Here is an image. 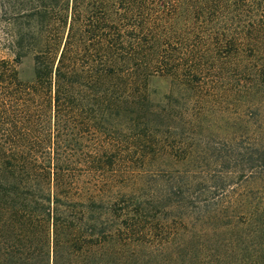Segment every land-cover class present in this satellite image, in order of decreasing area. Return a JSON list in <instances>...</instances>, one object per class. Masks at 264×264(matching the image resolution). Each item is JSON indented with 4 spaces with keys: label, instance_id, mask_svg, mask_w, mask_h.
Returning <instances> with one entry per match:
<instances>
[{
    "label": "trees",
    "instance_id": "1",
    "mask_svg": "<svg viewBox=\"0 0 264 264\" xmlns=\"http://www.w3.org/2000/svg\"><path fill=\"white\" fill-rule=\"evenodd\" d=\"M0 21V264H264V146L217 162L262 182L232 214L227 181L152 171L171 120L147 89L263 92L264 0H0Z\"/></svg>",
    "mask_w": 264,
    "mask_h": 264
},
{
    "label": "rangeland",
    "instance_id": "2",
    "mask_svg": "<svg viewBox=\"0 0 264 264\" xmlns=\"http://www.w3.org/2000/svg\"><path fill=\"white\" fill-rule=\"evenodd\" d=\"M7 28V24L0 21V57L12 59L7 42ZM17 68L22 79H30L33 73L32 57L22 58ZM147 89L151 106L156 110L163 106L169 108L171 120L167 131L170 132V148L153 159L152 171L155 172L157 166H161L162 173L159 175L167 177L168 173L175 169L182 172L186 169L188 175L195 176L194 180H201L202 176L209 179L206 183L208 187L220 179L227 181L226 184H230V187L234 186L230 191L236 189L235 200L229 199L231 213L241 212L243 205L240 202V194L249 190L257 192L256 189L262 182L251 176L246 178L236 171L225 175L224 170H228L225 168L226 164L219 167L217 162L223 159L226 163L227 156L236 148L264 146V91L248 101L228 92L211 91L210 88L207 91L209 93L203 91L204 94H197L187 88H179L171 78L159 74L148 78ZM203 89L207 90L208 87L204 86ZM163 131H166V128ZM88 138L91 136H86L83 141L86 148H90L92 144ZM125 165L124 160L118 159L114 168L117 172H122ZM221 174L225 180L221 178ZM120 178L113 184L119 186ZM134 184L136 181L133 183L130 179L118 188L129 190ZM222 220L226 221L224 218Z\"/></svg>",
    "mask_w": 264,
    "mask_h": 264
}]
</instances>
